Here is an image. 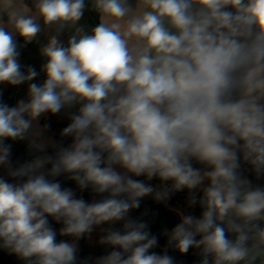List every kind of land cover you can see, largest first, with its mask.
<instances>
[{
	"label": "clouds",
	"instance_id": "obj_1",
	"mask_svg": "<svg viewBox=\"0 0 264 264\" xmlns=\"http://www.w3.org/2000/svg\"><path fill=\"white\" fill-rule=\"evenodd\" d=\"M41 35L38 71L16 37ZM22 85L14 105L0 87V250L23 264H184L170 250L264 264V0H0V86ZM52 117L67 121L58 135ZM185 190L193 211L170 208L180 222L158 253L133 213ZM97 231L104 253L81 257Z\"/></svg>",
	"mask_w": 264,
	"mask_h": 264
},
{
	"label": "trees",
	"instance_id": "obj_2",
	"mask_svg": "<svg viewBox=\"0 0 264 264\" xmlns=\"http://www.w3.org/2000/svg\"><path fill=\"white\" fill-rule=\"evenodd\" d=\"M85 21L89 26H94L96 23H98V18L95 13H86ZM72 34L71 32L66 33L65 39L67 38V35ZM17 43L19 46V51L21 53L20 55V61L23 65H34L36 69L39 71L42 63H44V58L40 56L39 49L41 46L46 44V37L41 35L37 41H34L31 44L24 45L23 39L20 37H16ZM44 79L43 74H41L40 77L37 78L36 82H41ZM26 85H22L16 88H19L21 91V95L24 96L26 92ZM10 105L15 104V92H12L8 100L6 101ZM52 123V129L53 131L58 135L59 130L64 127L67 123L66 120H58L57 117L51 118ZM14 159L19 157L21 160L29 158L26 152V145L23 143H16L14 145ZM198 166V165H197ZM251 178V177H250ZM63 179V178H61ZM140 179H143L141 177ZM152 182L156 183L159 182L157 180H153ZM71 181H66L64 186L72 187ZM79 195V192L77 193ZM86 198L88 199V192H84ZM186 195H179V198L170 200L168 206H165L162 203H157L154 200H147L143 199L141 203L140 209L136 210L135 213L138 215V217H141L149 222L150 230L153 234H156L159 236V244L160 247L154 249V251L160 253L163 249V246L166 244L167 237L163 235V230L166 228L169 231L171 228H173L177 223L180 222V220L174 215V213L170 210V206L175 202L179 201L182 204H185L186 201ZM186 205V204H185ZM199 207L195 209V213L199 215L200 213ZM53 227L57 230L59 229L60 225H57L53 223ZM63 239L62 237L58 236V240ZM83 240V239H82ZM81 240V257L85 256H99L103 254L104 252H91L84 248L83 242ZM170 255H173L176 257L178 261H183L184 264H193V261L197 259V257L193 254H187L186 256H181L177 252H173L170 250ZM0 264H23L22 261H20L17 257L14 255H9L3 250H0Z\"/></svg>",
	"mask_w": 264,
	"mask_h": 264
},
{
	"label": "crops",
	"instance_id": "obj_3",
	"mask_svg": "<svg viewBox=\"0 0 264 264\" xmlns=\"http://www.w3.org/2000/svg\"><path fill=\"white\" fill-rule=\"evenodd\" d=\"M46 43H47V38H46ZM0 87H3L4 88V99H5V101L8 100V98L10 97V95H11L12 92H15V102H16V100H18V99H20L22 97L21 91H20L19 88H14V87H9V86H0ZM151 183L152 184H157L159 182L154 183V182L151 181ZM72 187L75 188V184L74 183H72ZM180 194L181 195L185 194L186 196L188 195L187 190H185L183 192L177 193L171 200H174V199L179 198V195ZM88 196L89 197H88V199L86 198V200L91 201V199L93 197H92V195L89 192H88ZM99 198L100 197H96V199H99ZM144 199L153 200L152 197H145ZM170 208H178V209H181L183 211H185L187 209L186 208V205L180 203L178 200L175 201L170 206ZM190 211H193V210H190ZM173 213L180 220L179 215L176 212H173ZM133 215L138 217V215H136L135 212L133 213ZM164 230H163V232H164ZM98 237H99V232L97 231L96 233H93V236H92V239L91 240H89V239H83L82 242H83L84 248L87 249L88 251H91V252H104L105 251L104 248L102 246H99L98 243H97ZM63 239H67V238H63ZM79 243H80V246H81V241ZM194 251L195 250H190L189 254H193L194 255Z\"/></svg>",
	"mask_w": 264,
	"mask_h": 264
},
{
	"label": "built area",
	"instance_id": "obj_4",
	"mask_svg": "<svg viewBox=\"0 0 264 264\" xmlns=\"http://www.w3.org/2000/svg\"><path fill=\"white\" fill-rule=\"evenodd\" d=\"M79 195H80V193H79ZM79 195H78V196H79ZM83 196H84V198L86 199V196H85L84 193H83ZM189 211H190L189 209H186V210H185V212H189ZM195 214H196V213H195ZM196 215H197V214H196Z\"/></svg>",
	"mask_w": 264,
	"mask_h": 264
},
{
	"label": "rangeland",
	"instance_id": "obj_5",
	"mask_svg": "<svg viewBox=\"0 0 264 264\" xmlns=\"http://www.w3.org/2000/svg\"><path fill=\"white\" fill-rule=\"evenodd\" d=\"M166 229V228H165Z\"/></svg>",
	"mask_w": 264,
	"mask_h": 264
}]
</instances>
